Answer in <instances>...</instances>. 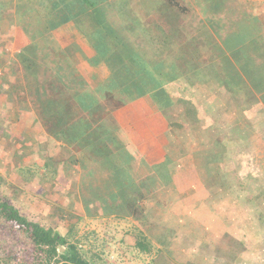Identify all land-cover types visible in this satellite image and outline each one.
<instances>
[{
  "label": "rangeland",
  "instance_id": "rangeland-1",
  "mask_svg": "<svg viewBox=\"0 0 264 264\" xmlns=\"http://www.w3.org/2000/svg\"><path fill=\"white\" fill-rule=\"evenodd\" d=\"M0 2L5 9V18L0 20L1 40L2 34H12L9 19L14 5L13 0ZM110 2L114 21L131 29L127 35L135 33L131 21L125 22L120 13L119 2ZM179 2L186 12L172 8L164 14L163 1L132 0L134 13L143 18L142 26L148 25V35L140 31L141 37L131 41L135 40L146 58L165 59L186 71L178 83L166 88L176 103L192 101L198 112L190 113L194 127L170 132L161 114L150 115L151 98L131 105L136 112L129 120L134 127L129 137L138 150L133 165L135 179L146 176L147 165H141L139 159L154 164L164 154L173 158L176 172L174 185H157H164L157 189L162 191L144 201L148 210L144 226L128 215L114 184L113 168L101 169L92 162L83 165V152L45 135L35 124L33 113H26L23 120L18 117L13 125L1 120L0 201L13 205L33 222L55 227L71 237V242L79 241L90 264H264V108L252 105L256 112L251 128H247L237 106L244 105L245 92L230 98L215 73L211 74L210 65L217 54L213 46L221 44L228 33L237 32L238 20L251 19L252 14L264 26V0H228L226 20L216 19L222 27L218 33L208 25L196 1ZM61 34L56 38L63 45ZM166 34L172 43L155 45ZM8 47L2 50L6 58L5 66H0L2 78L9 67L20 74L18 65L13 64L18 52ZM7 54H14L13 58L9 60ZM198 70L204 73L202 79ZM2 91L11 89L4 87ZM11 93L23 98L22 91ZM187 108L186 103L179 104L170 118H178ZM217 139L221 145H215ZM200 149L204 152L195 162L194 152ZM205 153L215 158L210 161ZM78 158L82 161L76 164ZM220 168L231 176L220 180L216 176ZM214 183L217 187L213 189ZM29 233L0 216V264L48 262V254L40 253ZM146 245L150 250L143 249Z\"/></svg>",
  "mask_w": 264,
  "mask_h": 264
},
{
  "label": "trees",
  "instance_id": "trees-1",
  "mask_svg": "<svg viewBox=\"0 0 264 264\" xmlns=\"http://www.w3.org/2000/svg\"><path fill=\"white\" fill-rule=\"evenodd\" d=\"M115 1L119 2V11L127 19L125 22L131 21L135 33L127 35L131 29L122 28L114 21L110 0H13L10 29L22 40L23 47L13 62L18 65L20 74L14 69L11 74L17 77L16 86L22 91L41 131L54 142L83 152V165L92 162L101 169L113 168L114 184L129 210L128 215L144 226L148 222L144 201L162 191H157L160 187L174 185L176 172L173 158L164 154V158L154 164L139 159L141 165H147L146 176L135 179L133 165L138 150L129 137L134 131L129 120L136 112L133 113L131 105L138 99L151 98L150 115L161 114L170 132L194 127L190 113H196L197 107L192 101L176 103L171 97L166 87L178 83L186 71L165 59L146 58L131 39L140 36V31H144L146 37L148 25L144 23L143 28V18L134 13L132 0ZM159 1L164 3V14L172 8L187 11L181 8L179 0ZM193 1L197 2L211 29L218 33L222 27L216 19L226 20L228 0ZM3 4L0 2V20L5 18ZM245 18L238 20L237 32L228 33L221 44L213 46L217 54L211 58L210 65L211 74L215 73L214 77L230 93V98L245 92L244 105L237 106L244 114L246 127L251 128L250 120L256 112L252 105L264 108V26L262 20L252 14L251 19L243 20ZM61 33L63 45L56 38ZM148 37L152 38V33ZM161 43L171 44V36L166 34L155 45ZM196 73L201 79L204 76L202 70ZM2 77L3 74L0 79ZM0 86H3L1 82ZM184 103L188 105L184 114L170 118L179 104ZM3 124L0 120V127ZM215 145H221L219 139ZM202 152V149L194 152L195 162ZM205 157L212 161L215 155L205 153ZM78 161L82 160H74L76 164ZM216 176L224 180L231 173L220 168ZM162 183L164 185L157 186ZM212 187L217 185L214 183ZM0 216L30 232L32 243L40 253L48 254V262L44 264H90L80 250L79 241L71 242V237L62 235L55 227L29 220L4 201H0ZM149 246L143 249L148 250Z\"/></svg>",
  "mask_w": 264,
  "mask_h": 264
},
{
  "label": "crops",
  "instance_id": "crops-1",
  "mask_svg": "<svg viewBox=\"0 0 264 264\" xmlns=\"http://www.w3.org/2000/svg\"><path fill=\"white\" fill-rule=\"evenodd\" d=\"M15 36L16 35L13 31L12 34H9L7 37L2 34L3 39L0 40V66H5L6 58L4 56V51L2 50L5 49L6 45L9 46L8 48H12L15 52L19 53L21 51L23 47L22 40ZM13 55L14 54H7L9 60L13 58ZM11 71L12 70L9 67L8 72H4V78L0 79L1 85H3L0 86V120L7 121L10 125H13L18 117L23 120L26 117V113L32 114L33 112L30 109V106H28L29 104H27L23 98H19L22 96L11 93L12 90L20 92L18 86H16L17 83L14 82V77L12 76ZM4 87H7L8 89L10 88L11 91L6 93L3 92L2 90ZM21 105H27V107L23 109Z\"/></svg>",
  "mask_w": 264,
  "mask_h": 264
},
{
  "label": "water",
  "instance_id": "water-1",
  "mask_svg": "<svg viewBox=\"0 0 264 264\" xmlns=\"http://www.w3.org/2000/svg\"><path fill=\"white\" fill-rule=\"evenodd\" d=\"M62 251H63V249H62Z\"/></svg>",
  "mask_w": 264,
  "mask_h": 264
},
{
  "label": "built area",
  "instance_id": "built-area-1",
  "mask_svg": "<svg viewBox=\"0 0 264 264\" xmlns=\"http://www.w3.org/2000/svg\"><path fill=\"white\" fill-rule=\"evenodd\" d=\"M1 75V74H0Z\"/></svg>",
  "mask_w": 264,
  "mask_h": 264
}]
</instances>
